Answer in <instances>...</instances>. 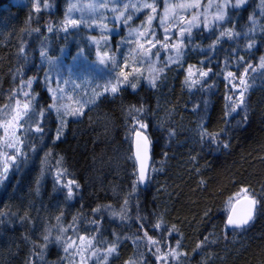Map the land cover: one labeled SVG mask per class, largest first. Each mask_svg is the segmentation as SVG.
<instances>
[{"label":"trees","instance_id":"1","mask_svg":"<svg viewBox=\"0 0 264 264\" xmlns=\"http://www.w3.org/2000/svg\"><path fill=\"white\" fill-rule=\"evenodd\" d=\"M55 2L54 15L18 0H0V108L19 82L16 71L23 73L29 64L27 74L37 78L32 86L39 95L37 106L44 112L40 126L47 161L58 164L73 182L75 194L69 198L57 191L38 165L29 163L12 172L0 186V264H65L56 240L59 234L51 235L66 226L64 234L72 227L106 247L104 252L117 242L108 260L100 256L90 264H136L137 254L145 250L137 237L147 240L145 231L154 240H165L158 244L164 252L176 249L177 257L167 264H264V78L254 81L235 111L239 95H230L222 80L224 71H238L260 59L264 33L220 38L214 55L209 53L217 64L211 68L214 84L204 90L189 89L186 70L198 67L199 58L204 61L202 53L216 43L215 35H203L208 43L191 37L183 60L165 69L155 87L119 81L116 93L100 89L56 139V113L49 107L54 103L39 84L43 72L30 69L40 57L33 42L48 37V53L65 42L59 37L63 31H55L63 25L59 16L65 0ZM246 10L244 18L232 15L228 27L244 31L249 25ZM49 27L54 31L50 33ZM22 48L33 57L29 63L23 61ZM119 48L121 60L133 45L122 42ZM135 121L147 125L145 134L151 142L152 163L144 190L138 186L132 157ZM202 133L207 134L203 139ZM216 134L213 142L209 137ZM242 189L259 201L256 216L244 230L228 231V209L246 195ZM148 252L159 254L155 248Z\"/></svg>","mask_w":264,"mask_h":264},{"label":"rangeland","instance_id":"2","mask_svg":"<svg viewBox=\"0 0 264 264\" xmlns=\"http://www.w3.org/2000/svg\"><path fill=\"white\" fill-rule=\"evenodd\" d=\"M18 2L34 5L36 10L38 8L39 11H48L55 15V0H18ZM235 2L236 0H229L230 4ZM70 3L76 5L71 13L68 12ZM144 3L145 0H110L107 7H104L101 0H65V7H63L62 14L59 16L63 25L55 29V31H63L62 36L59 37L65 39V42L59 47L55 45L50 53L47 52L49 45H51L48 37H42L38 42H33L37 45L35 49L38 54L40 53V57L38 56L36 64L30 65V69L36 67L34 74L39 71L43 72L39 83L40 87H45L50 94L49 96L55 105L53 109L55 110L56 107L61 108L59 114L56 110L55 113L57 129L60 128L62 134L67 121L78 116L82 107L89 105L97 95H100V89L105 91L106 88L115 85L117 81H122V84L126 86L135 85V87H138L140 84H144L152 88L151 81L153 78H155L156 84L165 69L183 60L191 37L197 35L201 43H208L211 41L203 35H215V40L212 39L216 42L217 38L220 39L221 30L232 31L236 33L234 36H238V38L250 36L254 33H264V3H262V0H246V3L240 8L229 6L223 9L227 14V18L222 22V27L215 26L213 21L217 14V6L224 4L225 0H155L156 12H152L151 8L142 7ZM147 3H153V0H147ZM181 3L195 6L173 7ZM166 4L169 6V11L167 18L164 19ZM125 5H129V7L125 9ZM133 5H139L140 7L137 9ZM113 8L117 11L113 12L111 10ZM245 8H247L245 16L249 19L248 27L244 31H233V28L228 27L229 20L232 15L244 18ZM120 11H123L125 16H131L126 24L114 19ZM149 15L155 17L152 20L151 28L147 23ZM68 17L74 19L76 24L70 23ZM53 18L56 20L58 17ZM162 19L164 20L163 23H161ZM53 22H55L54 19ZM206 23L208 27H205ZM52 28L49 27L50 33L54 31ZM165 28L168 29L167 33ZM189 28L190 33L185 31L181 36V29ZM250 29L252 30L249 31ZM152 32L155 35H151ZM141 33L146 34L141 35ZM165 35L170 39L165 40ZM122 42L126 44L132 42L133 48L127 56H123L120 60L118 58L121 51L119 47ZM113 43L117 44L118 47L113 46ZM153 43H155V46H153ZM213 45L204 50L206 52L202 53V56L205 59L200 61L202 57L199 58L198 61L201 64L198 67L187 68L186 81L190 90H204L205 85L209 88L214 84L211 80L214 75L211 68L214 66L216 68L217 64L210 61L212 56L209 53L214 55L215 50L213 49L218 46V43L216 42ZM22 49L23 61L29 63V59L33 60V57L27 55L26 48ZM230 50L234 51L233 48ZM42 52L44 53L43 56L41 55ZM262 57H264V54L252 65L256 68V71L250 69L245 77L248 81V91L252 88L255 80L264 78V69L259 67ZM224 65L222 62L221 71ZM247 66L244 65L243 69L238 71H224L222 80L227 84L230 95H239L243 86L234 87V85H239L238 78L244 75ZM28 67L29 64H27V68L23 73L16 71L15 78H18L19 82L16 83L8 103L0 108V186L9 178L12 172H16L21 167L31 163V165L39 166L42 177L49 179L56 186L57 191L65 192V195L68 196V188L71 187L73 189L72 195H74V185H69V181L58 164L48 163L49 153H47L44 146L45 137L43 133L34 131L37 124L41 125L44 112L37 106L39 95L32 89L37 78L27 74ZM124 69H128V71L125 72ZM229 72L233 73L237 79L231 80V78H228ZM121 73L127 75V80L124 79ZM201 73H207V75H201ZM21 76H25L26 81ZM29 80L32 82L30 87L27 86ZM110 80L111 82H109ZM52 90H57L56 96L58 99L55 101ZM205 96L208 97L209 95ZM17 101H19V104ZM26 103L30 105L27 110L23 107ZM65 108L68 110H65ZM25 111H27V115H22ZM131 127L137 128L138 131L143 133L146 132V128H140L137 121ZM17 136H19V139H17ZM8 144L13 146L7 147ZM17 148L21 149L24 155L17 157V163L14 165L8 159L7 154L14 153ZM5 160H7L10 167L6 178H3V163ZM60 173L62 175L58 182L57 176ZM119 221L123 222L124 219L120 217ZM66 227H62V231L59 230L56 234L51 235L56 238V235L59 234L56 240L61 244L65 253L63 258L65 264H90L92 260L100 258V256L109 259V253L104 252L106 247L100 248L94 243L95 240L92 237L79 235L72 227L68 229L71 232L66 231L64 234L63 230ZM81 237L84 239L82 240ZM155 240L158 242L157 245H150L146 239L142 240L141 244L145 250L137 254L138 261H136V264H167L169 258L174 259L169 255L165 256L168 252H164L159 247L163 243L161 241L165 240L161 238ZM89 241H91V244H89ZM69 244H71L70 247ZM162 246L166 247L165 250L169 249L166 245ZM157 247L160 249V251H157L158 255L148 252L150 248L157 249ZM158 256L161 259H158Z\"/></svg>","mask_w":264,"mask_h":264},{"label":"snow or ice","instance_id":"3","mask_svg":"<svg viewBox=\"0 0 264 264\" xmlns=\"http://www.w3.org/2000/svg\"><path fill=\"white\" fill-rule=\"evenodd\" d=\"M108 2H110V0H101V3H102V6L104 7H107L108 5ZM154 3H155V0H153V3H147V0H145V3L142 5V7H145V8H151L152 9V12H156V8L154 6ZM246 3V0H236V2L234 4H230L229 3V0H225V3L222 4V5H218L217 6V14L214 18V21H213V24L215 26H221L222 27V22H224L227 18V14L225 11H223V9L231 6V7H235V8H240L243 4ZM262 3H264V0H262ZM195 5H187V4H176L174 5L173 7H178V8H186V7H194ZM125 9L127 7H129V5H125L124 6ZM133 7H137V9H139V5H133ZM76 8V5L74 4H69V9H68V12L71 13L74 9ZM38 10V9H37ZM113 12H116L117 10L115 8L111 9ZM169 11V6L166 4L165 6V17L164 19L167 18V13ZM155 17H153L152 15H149L148 16V26L149 28H151V24H152V20L154 19ZM69 19V22L72 23V24H76V21L74 19H71L70 17H68ZM114 19L118 22H123V23H127L128 20L131 19V16H125L124 15V12L123 11H120L118 15H116L114 17ZM252 18L250 17V20ZM164 20L162 19L161 20V23H163ZM254 23V21H253ZM106 27V26H105ZM205 27H208L207 23L205 24ZM252 29H250L249 31H251ZM168 29L165 28V32L167 33ZM185 31H189L190 33V28L189 29H181V36H183L184 32ZM146 33H141V35H145ZM151 35H155L154 32L151 33ZM234 35H236V33L232 32V31H224V30H221L220 31V38L224 37V36H227L229 38H233ZM170 38L165 35V40H169ZM158 42V41H157ZM217 43L219 42V38H217ZM153 46H155V43H153ZM167 46V45H165ZM214 46V45H213ZM249 48L253 47V44H249L248 45ZM21 51H23V49H21ZM150 51V50H149ZM41 55L43 56L44 53L42 52ZM178 56H179V53H178ZM178 58V57H177ZM242 59V58H241ZM103 62V61H101ZM259 67L261 69H264V57L261 58V63L259 65ZM252 70V71H256V68H254L252 65H248L245 70H244V75L239 77V85H234V87H240V86H243L239 92V103L236 104L232 110L235 111L236 110V107H240L244 104V96H245V92L247 91V88H248V81L245 79V77L247 76L249 70ZM121 75L124 76V79L127 80V75L124 74V73H121ZM201 75H207V73H201ZM228 78H231V80H235L237 79L236 76H234L233 73L229 72L228 73ZM31 81L29 80L27 82V86L30 87L31 86ZM152 83V86L155 87V78H153V80L151 81ZM133 87H135V85H132ZM119 89V81H117V83L115 85H112L110 87V91L112 93H116ZM106 91L108 90L107 88L105 89ZM53 91V99L54 101L56 99H58V97L56 96V91L57 90H52ZM59 91H63V90H59ZM25 95H28L27 93H24ZM228 99H232L231 97H228ZM17 103L19 104V101H17ZM29 104L26 103L24 104V109L27 110L29 108ZM55 105H50L49 107H53ZM56 112L59 114L61 112V108L60 107H56L55 108ZM65 110H68L67 108H65ZM142 111V109H141ZM73 114H75L73 112ZM22 115H27V111H25ZM139 123V127L140 128H146L147 125H145L144 123L142 122H138ZM34 131H36L37 133H43L44 129L39 125L37 124ZM133 131H136V135L138 137H140V139L142 140V146L140 143H138V147H137V154H136V159L137 161L139 162V176H138V181L137 183H143L145 182V180L148 178L147 175H146V169H147V164H146V153H147V145L149 143L148 141V138L146 135L144 136H141V133L139 131H137L136 129H133ZM62 134L61 132V129L58 128L57 129V136H56V139H59L60 138V135ZM207 134L206 133H202L201 134V138L203 139ZM217 137H218V134L216 135H211L209 138L213 141V142H216L217 141ZM17 139H19V136H17ZM13 145L12 144H8L7 147H12ZM225 147H227V144L224 145ZM34 150V149H33ZM24 155V153L22 152L21 149L17 148L16 151L14 153H9L7 154L8 156V159L11 160L13 162V164L15 165L17 163V157L19 156H22ZM9 167L10 165L8 164L7 160L4 161L3 163V178H6V174L9 170ZM62 175V173L58 174L57 176V181L59 182L60 180V176ZM73 182L72 181H69V185H71ZM78 187V185H77ZM136 190V184L134 183L133 185V191ZM242 191L244 193H246V195L244 196V199H246L248 201V204H249V208H248V211L241 215V216H238V217H233V216H229L228 217V220H227V225L226 226H229V227H234V228H243L245 225H248L249 222L253 219V214H254V211H255V208H256V205L259 203V201L254 197V195H250V194H247V190L246 189H242ZM73 194V189L71 187L68 188V197L71 198ZM127 199L125 200V209H122V212H121V219H124V216H123V212L126 210V206H127ZM100 209H95L94 211H99ZM113 215H115V213H113ZM145 227V225L141 222V228L143 229ZM156 228H160V224L157 223L155 225ZM171 233H169L170 235ZM144 237L147 238V242L148 244L150 245H157V241L154 240L152 237L148 236V233L145 231L144 232ZM45 240L48 239L47 236L44 237ZM81 239L83 240L84 238L81 237ZM138 240H143L144 238L142 237H137ZM205 240H207V237H205ZM89 244H91V241H89ZM116 244L117 242L116 241H113L111 246L107 248V253L111 254L113 253L115 250H116ZM71 246V244H69V247ZM199 247V245H198ZM67 251V248L65 249ZM157 251H160V249L157 247L156 249ZM168 255H171L173 258H175L178 253L176 252V249H170L168 253L165 254V256H168ZM107 257H105L106 259ZM158 259H161V257L158 256Z\"/></svg>","mask_w":264,"mask_h":264},{"label":"water","instance_id":"4","mask_svg":"<svg viewBox=\"0 0 264 264\" xmlns=\"http://www.w3.org/2000/svg\"><path fill=\"white\" fill-rule=\"evenodd\" d=\"M140 133H141V136L145 135L142 132H140ZM148 141H149V143L147 145V153H146V164H147L146 175H147L148 178L145 180V182L138 183L139 188L142 189V190H144L147 187L148 179H149V173H150V168H151V163H152L151 142H150L149 138H148ZM138 143H140L141 146H142V140L140 139V137H138L136 135V132H134L133 135H132V157H133V161H134L135 166H136L137 181H138V176H139V162L136 159ZM248 208H249V204H248V201L246 199H244V196L236 199L231 204V206L229 208L225 225H227V220H228V217L230 215L233 216L234 218L238 217V216H241V215L245 214L248 211ZM256 211H257V205H256V208H255V211H254V214H253V219L249 222L248 225H245L242 229L241 228L229 227V226H226V229L228 231L244 230L245 228L249 227L251 225V223L254 221L255 216H256Z\"/></svg>","mask_w":264,"mask_h":264}]
</instances>
